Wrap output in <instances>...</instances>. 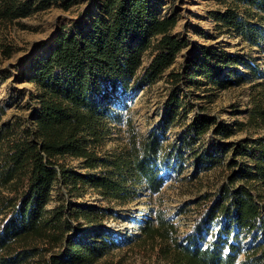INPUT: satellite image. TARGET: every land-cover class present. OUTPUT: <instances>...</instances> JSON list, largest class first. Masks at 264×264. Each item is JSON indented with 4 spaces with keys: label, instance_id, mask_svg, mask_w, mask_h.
Listing matches in <instances>:
<instances>
[{
    "label": "trees",
    "instance_id": "16d2710c",
    "mask_svg": "<svg viewBox=\"0 0 264 264\" xmlns=\"http://www.w3.org/2000/svg\"><path fill=\"white\" fill-rule=\"evenodd\" d=\"M158 1H92L98 13L88 23L92 10L60 27L47 54L34 63L31 82L39 107L31 120L3 122L6 109L0 104V264H117L111 252L125 243L102 225L118 211L75 198L88 189L120 203L157 194L164 168L184 164L185 155L195 159V174L220 167L225 178L202 196L189 231L179 235L173 222L156 215L142 223V236L160 240L167 264H264V136L228 141L245 126L264 129L259 66L243 59L246 71H240L241 55L203 45L185 59L182 71L170 73L161 121L146 135L133 134L130 146L119 152L104 149L115 116L111 94L154 84L187 46L174 32L176 13L159 16ZM78 2L0 0V24L54 4L70 10ZM225 4L213 13L220 33L262 47L264 0ZM147 54L152 57L144 67ZM248 82L253 84L247 123L227 125L198 106L179 140L164 142L167 129L187 115L183 86L212 90ZM206 137L209 148L203 145ZM69 158L81 160L82 170L67 163ZM84 225L99 229L84 240L77 232Z\"/></svg>",
    "mask_w": 264,
    "mask_h": 264
},
{
    "label": "rangeland",
    "instance_id": "374dc122",
    "mask_svg": "<svg viewBox=\"0 0 264 264\" xmlns=\"http://www.w3.org/2000/svg\"><path fill=\"white\" fill-rule=\"evenodd\" d=\"M92 1L98 2L79 0L70 10H64L54 4L12 23L0 24V104L6 109L3 122L20 119L27 123L31 120L39 107L33 98L35 86L31 82L34 63L47 54L60 27L70 25L75 20H83L92 10V14L87 18L88 23L92 15L98 13L99 9L93 6ZM156 5L161 17L176 13L178 22L174 32L187 40V46L178 54L175 63L154 84L142 87L134 84L126 93L119 88L111 94L109 104L115 116L110 126L111 134L104 148L109 152H119L130 146L133 134L137 137L146 135L161 121L165 115V103L169 99L170 73L182 71L185 59L199 52L203 45L220 47L229 53L241 55L242 60L238 64L240 71H246L243 59L264 70V44L262 47H250L241 37L220 33L218 30L213 13L225 9V0H160ZM151 57V54H147L142 66L147 67ZM252 84L253 82L240 83L212 90L192 85L183 86L187 97V115L184 120L167 129L163 137L164 142L169 145L179 140L185 129V120H192L198 106L227 125L247 123L248 111L252 107ZM244 129L232 135L228 141L264 136L263 128L245 126ZM203 145L210 147L208 137L203 141ZM184 157L186 160L179 167L164 168V185L157 194L150 195L148 192L139 200L120 203L110 202L97 191L88 189L82 198H75L79 203L109 206L118 211L119 214L109 216L102 225L112 238L125 243L111 252V259L117 264H167L165 253L160 248V240L153 242L142 236V223L148 218L160 215L175 224L179 235L189 231L197 212L204 204L202 196L214 191L225 178L220 167L195 174V159L187 155ZM67 163L77 170H82L81 160L69 158ZM53 196L56 199L57 189L54 190ZM54 205L55 200L51 207ZM98 229L84 225L80 230L86 232L78 235L85 240L88 232L93 233ZM131 238L135 240L129 243Z\"/></svg>",
    "mask_w": 264,
    "mask_h": 264
},
{
    "label": "water",
    "instance_id": "95a60500",
    "mask_svg": "<svg viewBox=\"0 0 264 264\" xmlns=\"http://www.w3.org/2000/svg\"><path fill=\"white\" fill-rule=\"evenodd\" d=\"M77 232H78L79 234H80V233H85L86 230H78Z\"/></svg>",
    "mask_w": 264,
    "mask_h": 264
}]
</instances>
